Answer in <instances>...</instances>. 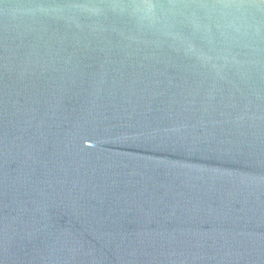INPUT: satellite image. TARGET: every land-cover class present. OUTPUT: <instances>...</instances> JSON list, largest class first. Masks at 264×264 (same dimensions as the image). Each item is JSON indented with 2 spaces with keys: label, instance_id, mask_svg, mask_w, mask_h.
Listing matches in <instances>:
<instances>
[{
  "label": "water",
  "instance_id": "95a60500",
  "mask_svg": "<svg viewBox=\"0 0 264 264\" xmlns=\"http://www.w3.org/2000/svg\"><path fill=\"white\" fill-rule=\"evenodd\" d=\"M0 264H264V0H0Z\"/></svg>",
  "mask_w": 264,
  "mask_h": 264
}]
</instances>
